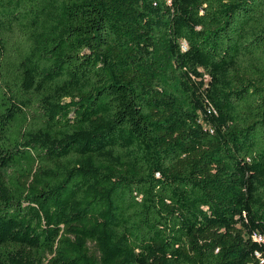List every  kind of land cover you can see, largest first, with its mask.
Returning <instances> with one entry per match:
<instances>
[{
    "label": "trees",
    "instance_id": "16d2710c",
    "mask_svg": "<svg viewBox=\"0 0 264 264\" xmlns=\"http://www.w3.org/2000/svg\"><path fill=\"white\" fill-rule=\"evenodd\" d=\"M0 264H264V0H0Z\"/></svg>",
    "mask_w": 264,
    "mask_h": 264
}]
</instances>
